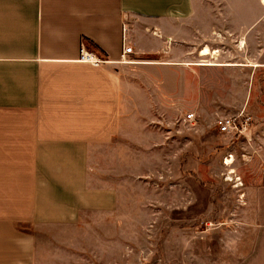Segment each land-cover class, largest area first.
I'll return each instance as SVG.
<instances>
[{
	"label": "crops",
	"instance_id": "0c3cea01",
	"mask_svg": "<svg viewBox=\"0 0 264 264\" xmlns=\"http://www.w3.org/2000/svg\"><path fill=\"white\" fill-rule=\"evenodd\" d=\"M248 2L0 0V264H41V228L112 224L125 150L167 153L187 107L217 99L206 75L228 72L243 99L251 68L264 84V4ZM255 215L238 264H264V183Z\"/></svg>",
	"mask_w": 264,
	"mask_h": 264
},
{
	"label": "rangeland",
	"instance_id": "374dc122",
	"mask_svg": "<svg viewBox=\"0 0 264 264\" xmlns=\"http://www.w3.org/2000/svg\"><path fill=\"white\" fill-rule=\"evenodd\" d=\"M237 4L228 9H240ZM220 46L224 54L225 41ZM234 72V79L241 76ZM227 73L204 77L205 90L217 99H206L200 113L187 107L186 116L195 118L184 120V131H171L167 153L125 150L131 161L123 164L121 207L112 224L100 226L90 214L83 226L36 231L41 264L240 262L252 246L255 193L264 183V84L257 82L263 74L251 68V97L243 99L241 85L229 82ZM240 113L252 118L249 136L222 134L219 121Z\"/></svg>",
	"mask_w": 264,
	"mask_h": 264
},
{
	"label": "built area",
	"instance_id": "2783aa9c",
	"mask_svg": "<svg viewBox=\"0 0 264 264\" xmlns=\"http://www.w3.org/2000/svg\"><path fill=\"white\" fill-rule=\"evenodd\" d=\"M133 53V48L129 45L124 46V57L128 54ZM81 62L90 63L94 66H100L103 61L99 59L93 52L86 50L85 43L83 41L81 51ZM195 118L194 114H188L185 121H193ZM252 118L248 115L244 116V113L238 114V116L226 117L219 121V129L224 134H241L244 135L247 127L250 126Z\"/></svg>",
	"mask_w": 264,
	"mask_h": 264
},
{
	"label": "bare ground",
	"instance_id": "6f19581e",
	"mask_svg": "<svg viewBox=\"0 0 264 264\" xmlns=\"http://www.w3.org/2000/svg\"><path fill=\"white\" fill-rule=\"evenodd\" d=\"M263 4H264V0H263ZM210 54V50L209 49H205L204 51H202V55L203 56H208ZM231 162H232V160L231 159H227V161H226V165L227 166H230L231 165Z\"/></svg>",
	"mask_w": 264,
	"mask_h": 264
}]
</instances>
